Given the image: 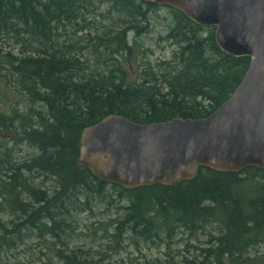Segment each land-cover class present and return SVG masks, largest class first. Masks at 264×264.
I'll use <instances>...</instances> for the list:
<instances>
[{
	"label": "trees",
	"instance_id": "16d2710c",
	"mask_svg": "<svg viewBox=\"0 0 264 264\" xmlns=\"http://www.w3.org/2000/svg\"><path fill=\"white\" fill-rule=\"evenodd\" d=\"M101 6L106 13H97ZM153 9L138 0H0V82L31 106L21 112L9 104L10 114L0 109V132L20 136L37 153L16 160L0 145V211L18 219L9 228L0 223V252L35 238L54 250L49 257L41 253V264H113L99 251L68 244L77 215H92L98 205L107 209L119 198L121 217L98 222L99 237L114 250H165L164 260L138 264H264V171L201 168L189 182L127 191L78 163L84 128L110 115L139 125L207 118L249 66V58L217 48L214 29L172 9L159 39L172 47L171 57L150 61L152 51L139 39L151 29ZM7 43L21 56L4 54ZM178 236L199 246L173 253Z\"/></svg>",
	"mask_w": 264,
	"mask_h": 264
},
{
	"label": "water",
	"instance_id": "95a60500",
	"mask_svg": "<svg viewBox=\"0 0 264 264\" xmlns=\"http://www.w3.org/2000/svg\"><path fill=\"white\" fill-rule=\"evenodd\" d=\"M214 29L217 48L249 66L232 95L204 119L149 125L110 115L82 130L78 163L127 191L195 179L198 169L264 171V0H138Z\"/></svg>",
	"mask_w": 264,
	"mask_h": 264
},
{
	"label": "rangeland",
	"instance_id": "374dc122",
	"mask_svg": "<svg viewBox=\"0 0 264 264\" xmlns=\"http://www.w3.org/2000/svg\"><path fill=\"white\" fill-rule=\"evenodd\" d=\"M107 7L101 6L97 13H106ZM152 13V21H151V29L147 34L142 35L139 39V43H142L145 48H149L152 51L151 56L149 55L150 61L154 62L155 60H166L170 59L172 47L166 42L159 40L164 37L167 27L171 23L174 18L171 10L168 8H159L158 10L153 9ZM105 15V14H104ZM91 19L94 18L95 23L102 22V18L97 16V14L91 15ZM104 23V22H103ZM3 53H10L14 57H20L19 48L16 46L7 43L2 48ZM132 69L134 71V76L138 72L137 65H132ZM11 104L15 109L24 112L29 107L28 102L25 98H21L16 96L12 90L6 87L2 82H0V109L3 113L10 114V110L8 109ZM34 107H38L35 105ZM21 137L16 134L11 135L5 131L0 132V145H5L8 148H11L15 152V159H27L31 156L37 155L36 150L27 144H23L21 142ZM16 143V145H15ZM12 151V152H13ZM111 195H115L113 191L110 192ZM115 197V196H113ZM119 205H124L123 200L119 198L115 199L112 202V205L105 209L106 206H97L94 207V212L92 215L89 213L79 214L74 219L76 221L75 230L71 234L69 238L68 247L70 250L76 248H85L91 251H99L103 253L105 258H109L110 262L113 264L120 263L124 261L125 263L138 264L142 263L145 260H154L160 259L164 260L165 250L164 249H155L150 248L147 249L144 247L142 252L139 254L133 248H128L127 245L121 250H114L116 245L113 243L109 244V240H100L101 232L100 224L98 222L107 224L109 219H116L117 217H121L122 211L116 209ZM15 214L10 211H0V223L4 228L11 227V224H16ZM95 233L94 237L91 236L92 233ZM26 234V233H25ZM180 240V244H175L173 246V253L176 251L182 252L185 244H193L195 247L199 246V243H196L192 239H188L186 236H178ZM201 241H204L201 239ZM50 241H45L41 243L39 240L35 238H30L29 240H25L23 245L18 246L15 249L11 250H3L0 252V264H41L45 261L46 256H41V253H47V256H51L54 252L50 245ZM176 250V251H175ZM263 248L259 249L262 253ZM190 255L196 253L194 250L189 249ZM187 257L190 255L186 254Z\"/></svg>",
	"mask_w": 264,
	"mask_h": 264
},
{
	"label": "bare ground",
	"instance_id": "6f19581e",
	"mask_svg": "<svg viewBox=\"0 0 264 264\" xmlns=\"http://www.w3.org/2000/svg\"><path fill=\"white\" fill-rule=\"evenodd\" d=\"M17 160V159H16ZM42 178V177H41ZM39 181V180H38ZM35 182V181H34Z\"/></svg>",
	"mask_w": 264,
	"mask_h": 264
}]
</instances>
